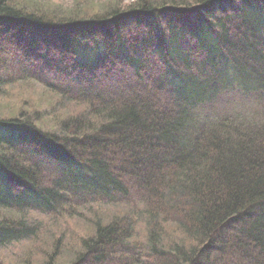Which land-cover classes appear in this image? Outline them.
Masks as SVG:
<instances>
[{
	"label": "trees",
	"instance_id": "obj_1",
	"mask_svg": "<svg viewBox=\"0 0 264 264\" xmlns=\"http://www.w3.org/2000/svg\"><path fill=\"white\" fill-rule=\"evenodd\" d=\"M69 2L0 0V264H264V0Z\"/></svg>",
	"mask_w": 264,
	"mask_h": 264
},
{
	"label": "rangeland",
	"instance_id": "obj_2",
	"mask_svg": "<svg viewBox=\"0 0 264 264\" xmlns=\"http://www.w3.org/2000/svg\"><path fill=\"white\" fill-rule=\"evenodd\" d=\"M53 2H56V3H63V4H65V5H69L70 4V2H69V0H52ZM1 102V101H0ZM87 223L86 222H82V220H80V221H77V222H73L72 223V227H71V231L69 232V233H67V235L72 239V240H76V234H81V233H83L84 231H86V229H87V225H86ZM141 232H139V233H137V235H139ZM143 235L141 236H139V240H137V241H139V242H144L143 241ZM46 247V246H45ZM50 247V246H49ZM47 248V247H46ZM39 249V251H38V254L37 253H35L34 255L35 256H37L36 258H38L39 257V255H40V252H45V253H47V251L46 250H44V249H42V248H38ZM48 249V248H47ZM16 252V256H19L18 258H22V254H23V249L22 248H17V250L15 251ZM62 261H64V263H68L69 262V259H67V256H64V257H62ZM4 264H14L11 260H7L6 259V261L4 260Z\"/></svg>",
	"mask_w": 264,
	"mask_h": 264
}]
</instances>
